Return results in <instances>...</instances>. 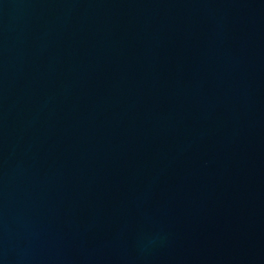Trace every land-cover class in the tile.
Wrapping results in <instances>:
<instances>
[{
    "label": "water",
    "instance_id": "95a60500",
    "mask_svg": "<svg viewBox=\"0 0 264 264\" xmlns=\"http://www.w3.org/2000/svg\"><path fill=\"white\" fill-rule=\"evenodd\" d=\"M0 264H264V0H0Z\"/></svg>",
    "mask_w": 264,
    "mask_h": 264
}]
</instances>
